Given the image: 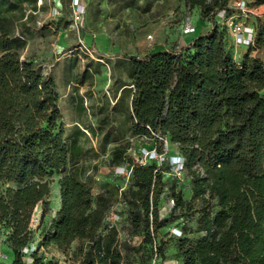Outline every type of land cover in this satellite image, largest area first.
I'll list each match as a JSON object with an SVG mask.
<instances>
[{
	"label": "trees",
	"instance_id": "1",
	"mask_svg": "<svg viewBox=\"0 0 264 264\" xmlns=\"http://www.w3.org/2000/svg\"><path fill=\"white\" fill-rule=\"evenodd\" d=\"M36 1L0 0V183L8 185L0 190V228L8 231L10 264H58L38 257V250L53 246L67 254L73 244L83 256L77 264H124L118 246L122 222L142 237L150 258L161 261L167 243L158 232L177 219V211H191L194 201L200 204L195 229L200 236L189 239L185 227L180 237L167 233L180 264H264V27H256L238 62L226 49L230 38L218 18L235 13L230 0H183L211 30L179 52L147 50L120 58L128 84L115 90L112 97L118 98L105 111L110 123L122 117L110 142L154 138L159 145L153 148L161 153L165 138L176 147L166 155L181 156L184 173L175 178L167 163L135 165L127 143L111 150L108 164L124 182L113 170L131 166L125 189L109 185L94 193L82 163L91 151L86 131L96 130L75 124L65 133L51 75L20 58L24 39L16 22L23 6L36 11ZM98 126L102 133L104 126ZM104 134L109 141L110 130ZM53 174L60 176V207L26 255L35 208L41 205V219L47 214L45 178ZM167 180L173 205L160 218ZM117 198L126 206L124 219L112 210ZM111 212L119 217L113 226L107 222Z\"/></svg>",
	"mask_w": 264,
	"mask_h": 264
},
{
	"label": "rangeland",
	"instance_id": "2",
	"mask_svg": "<svg viewBox=\"0 0 264 264\" xmlns=\"http://www.w3.org/2000/svg\"><path fill=\"white\" fill-rule=\"evenodd\" d=\"M242 1L246 6L240 12L238 4ZM76 4L82 7L78 19L75 17V12L78 11ZM230 5L236 12V22L242 26L253 30L264 27V0H230ZM23 8V18L16 22V31H21L24 39L20 58L31 62L41 73L51 75L56 85L58 108L65 133H69L75 123L82 129L96 130L94 135L86 131L87 148L91 151L82 163L89 169L94 193L109 185L125 189L128 179L124 182L114 177L108 167L111 150L128 143L130 156L137 159L135 151L157 148L159 143L154 138L145 137H125L116 143L110 142L116 138L115 133H118V123L122 117H113L110 123L104 120L105 111L118 98V95L115 99L112 97L115 90L128 84L124 62L119 63L120 60L116 58H129L136 52H145L155 47L179 52L193 39V36L183 33L185 26L196 30L203 27L205 31H209L210 23L201 17L198 10L190 11L185 8L183 0H77V3L75 0H37L36 11L27 6ZM196 33L193 35H198ZM225 46L234 59L241 61L245 54L244 48L235 46L230 39L225 40ZM261 95L264 96V89ZM98 125L101 129L104 126L102 133H99ZM108 125L111 126L110 136L109 141H105L104 133L109 131ZM175 150L174 145H168L167 152ZM59 179L60 176L56 174L45 178L50 189L48 210L43 219L40 218L41 205L34 210L26 255L37 247L54 216L55 187ZM185 182L188 183V178ZM170 183L169 180L166 181L165 192L159 199L160 215H164L170 205ZM7 187L8 185L0 183L1 191ZM189 197L188 194L184 195L186 200ZM199 206V201H194L191 211H177V219L158 232V239L167 243L165 258L161 261L150 258L149 250L141 246L142 237L127 229L122 222L118 225V246L123 263L175 264L176 261L180 264L174 254L175 242L169 240L167 233L172 228L185 227L188 238L197 239L200 236L195 233ZM112 210L122 214L121 218L124 219L126 206L121 199L117 198L113 202ZM7 237L8 231L1 227L0 264H10L13 260V254L6 245ZM37 256L58 264H77L83 259L79 255L77 244H73L67 254L48 246L39 249Z\"/></svg>",
	"mask_w": 264,
	"mask_h": 264
},
{
	"label": "built area",
	"instance_id": "3",
	"mask_svg": "<svg viewBox=\"0 0 264 264\" xmlns=\"http://www.w3.org/2000/svg\"><path fill=\"white\" fill-rule=\"evenodd\" d=\"M77 3V0H75ZM239 6V11L242 12L243 8L246 6L245 2L242 1ZM77 10L75 12V17L78 19L79 15L82 12V7L76 4ZM232 8V7H231ZM233 9V8H232ZM234 10V9H233ZM236 13V12H235ZM235 13L232 16H229L228 18L225 17V13L221 12L218 14V18L220 22H222L226 26L228 37L231 39L233 44L235 46H238L240 48L243 47H249L253 43V37H254V30L251 27H245L236 22L235 19ZM195 32L194 27L185 26L183 33L188 36H193V33ZM148 39H151V36L147 37ZM162 145H163V152L158 153L154 148L153 149H141L138 152H134L137 159L133 158V163L135 165H146L149 162H155L157 164L167 163L170 167V171L172 175L175 178L180 179L184 173V159L179 155H173V156H167V140L160 139ZM131 171V166L124 165L121 167H117L113 170L115 175H119L124 177L125 179H128ZM185 190H188V187H185ZM169 206L167 208V211H165V214L169 211V209L173 205V201H169ZM164 214V215H165ZM164 215H160V218H162ZM119 220V217L116 213L111 212L107 218V222L110 226H113L117 221ZM170 234L172 236L180 237L181 232L177 228H172L170 231ZM24 253H27V249L24 250ZM156 259V257L154 258ZM175 264L177 262L175 261Z\"/></svg>",
	"mask_w": 264,
	"mask_h": 264
},
{
	"label": "crops",
	"instance_id": "4",
	"mask_svg": "<svg viewBox=\"0 0 264 264\" xmlns=\"http://www.w3.org/2000/svg\"><path fill=\"white\" fill-rule=\"evenodd\" d=\"M195 32H197L198 35H200V34L205 33L206 31H205V29L203 27H198L197 30L195 29ZM198 35H194L193 38H195ZM161 51H165V49L163 47H155L154 49L151 50L152 53H154V52H161ZM243 51H245V50L243 49ZM120 58L121 57H117L116 59H120ZM55 188H56V192H55V199H56V201L54 203V214L59 210V207H60V198H59V188H58V185Z\"/></svg>",
	"mask_w": 264,
	"mask_h": 264
}]
</instances>
